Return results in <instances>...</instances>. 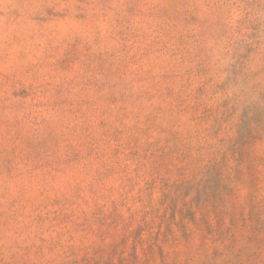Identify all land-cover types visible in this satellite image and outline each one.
Segmentation results:
<instances>
[{
    "label": "rangeland",
    "instance_id": "rangeland-1",
    "mask_svg": "<svg viewBox=\"0 0 264 264\" xmlns=\"http://www.w3.org/2000/svg\"><path fill=\"white\" fill-rule=\"evenodd\" d=\"M0 264H264V0H0Z\"/></svg>",
    "mask_w": 264,
    "mask_h": 264
}]
</instances>
